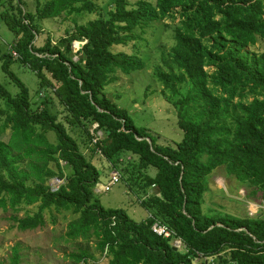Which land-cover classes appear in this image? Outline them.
Listing matches in <instances>:
<instances>
[{
  "label": "trees",
  "instance_id": "obj_1",
  "mask_svg": "<svg viewBox=\"0 0 264 264\" xmlns=\"http://www.w3.org/2000/svg\"><path fill=\"white\" fill-rule=\"evenodd\" d=\"M112 4L108 18L99 16L85 24L72 19L74 25L63 38L55 44L47 39L40 47L33 43L38 21L93 14L95 4L46 0L37 3L33 13L20 8L18 17L0 13L19 36L13 48L19 58L0 51L2 70L19 90L12 96L0 85V101L9 105L8 111L0 110V209L15 212L37 204L36 213L12 217L19 231L44 226V212L71 211L78 219L68 225V238H94L95 249L108 258L106 264H193L196 253L215 257L216 264H264V219L204 214L201 208L206 178L220 166L237 182L264 191V52L249 51L264 45V0ZM168 17L178 21L174 45L169 58L161 59L167 70L155 67L152 75L175 97L172 105L182 132L175 146L159 144L145 128L135 127L127 112L104 93L118 73L145 67L138 56L111 48L134 41L133 30L143 24ZM80 40L85 44L73 61L70 45ZM14 60L34 72L41 87L53 83L63 120L46 107L31 109L28 89L8 70ZM178 86L185 91L179 93ZM87 122L103 131L105 138L93 148L105 158L130 156L118 169L127 189L141 199L145 220L134 222L124 210L106 209L94 200L100 172L81 152L75 136L87 132ZM48 132L55 134L56 144L48 141ZM60 162L71 173L64 185L52 190L48 181L63 177ZM155 221L186 250H173L169 239L154 234ZM12 251L10 264H18L20 256ZM70 258L73 264H92L94 259L87 249Z\"/></svg>",
  "mask_w": 264,
  "mask_h": 264
},
{
  "label": "rangeland",
  "instance_id": "obj_2",
  "mask_svg": "<svg viewBox=\"0 0 264 264\" xmlns=\"http://www.w3.org/2000/svg\"><path fill=\"white\" fill-rule=\"evenodd\" d=\"M95 4L93 14L82 13L77 16H70L54 20L46 19L38 21L39 34L34 37L36 47L42 46L47 39L55 44L65 36L67 29L71 30L74 19L77 24H85L99 16L108 18V11L112 9V0H91ZM141 0H127L130 7H134ZM155 3L156 0H144ZM46 0H0V13H8L18 17L16 10L20 8L22 13H33L36 4H43ZM79 6V5H78ZM174 12H172L173 15ZM177 19L168 17L161 21H154L143 24L133 30L135 40L125 46H113L112 52H122L138 56L144 63L143 70L131 72L128 75L117 74V81L105 88L104 93L119 108L124 109L133 125L137 128H145L162 145L175 146L182 138V132L177 127L175 109L172 105L175 97L163 89L153 78V70L160 67L166 71L161 62L165 57L168 59L169 52L174 45L173 30L177 26ZM19 39L7 26L4 18H0V51L1 54L10 53L9 48H14V43ZM85 41H73L70 45L71 58L78 61L81 48ZM14 50V49H13ZM252 53L264 52V45L258 43L249 49ZM14 58V57H13ZM174 71L177 69L171 65ZM8 70L28 89L30 107L33 110L46 107L48 111L55 114L59 120H63L62 109L54 100L51 85H39L38 77L28 67L14 60ZM47 79V78H46ZM0 85H2L12 96L19 90L14 81L6 74L0 63ZM177 91L183 93L184 86H178ZM9 105L0 101V110L8 111ZM4 115H0V124ZM81 129L80 127H78ZM83 130V129H82ZM87 132L76 134L81 152L100 172V181L93 189L94 200L106 209H122L134 222H141L147 217L146 210L139 204L141 199L133 195L121 181L118 166L130 156L128 153H121L111 159L105 158L99 149L93 147L105 138L102 130H98L95 123H86ZM9 131L3 135L7 139ZM50 143L56 144L57 139L54 133H46ZM82 137L86 144L82 143ZM63 177H53L47 183L52 189L65 184V178L69 177V166L60 162ZM49 167L56 168L53 164ZM57 171V170H56ZM112 172L118 173V182L111 185L108 191H104ZM208 191L204 193L201 205L204 214L217 215L227 214L238 218L246 215L247 202L254 200L258 191L252 189L247 183H239L227 175L224 166L216 168L206 178ZM243 190L244 195H239ZM259 192H261L259 190ZM37 212V204L32 206H20L15 212L0 209V264H10L12 250L16 249L20 260L18 264H73L71 255H77L82 249H87L93 256L92 264H106L108 258L100 254L96 249L94 238L70 239L67 236L68 225L78 219V215L68 212H44L45 225L35 230L19 231L13 226L12 217L22 218ZM176 238L172 235L170 243ZM216 264V258L212 257L208 263ZM194 264V262H193Z\"/></svg>",
  "mask_w": 264,
  "mask_h": 264
},
{
  "label": "built area",
  "instance_id": "obj_3",
  "mask_svg": "<svg viewBox=\"0 0 264 264\" xmlns=\"http://www.w3.org/2000/svg\"><path fill=\"white\" fill-rule=\"evenodd\" d=\"M85 43V42H84ZM11 55L17 59L19 58L18 54L16 53L15 50L9 48ZM38 57H46V55L41 56V55H37ZM97 127V125H96ZM118 173L117 172H112L111 177H110V181L108 182L106 187H102V189L104 188V191H108L109 187L113 184H115L116 182H118ZM239 195H244V191L241 190L239 191ZM246 215L245 217L249 218V219H264V191H261L257 193L256 197L254 200H250L247 202V206H246ZM151 231L156 234L157 236H161L163 238L166 239H171L172 237V232L169 231L165 226H163L162 224H160L159 222L155 221L152 225H151ZM174 236V235H173ZM175 240H172V246L175 247L176 249H181V250H186L185 245L183 244V242L175 237ZM210 256H203L200 253H196L195 254V258H194V264H211L210 262L208 263V260H210Z\"/></svg>",
  "mask_w": 264,
  "mask_h": 264
},
{
  "label": "water",
  "instance_id": "obj_4",
  "mask_svg": "<svg viewBox=\"0 0 264 264\" xmlns=\"http://www.w3.org/2000/svg\"><path fill=\"white\" fill-rule=\"evenodd\" d=\"M173 250H176V248H175V247H173Z\"/></svg>",
  "mask_w": 264,
  "mask_h": 264
}]
</instances>
